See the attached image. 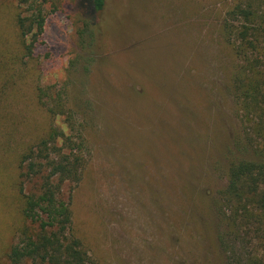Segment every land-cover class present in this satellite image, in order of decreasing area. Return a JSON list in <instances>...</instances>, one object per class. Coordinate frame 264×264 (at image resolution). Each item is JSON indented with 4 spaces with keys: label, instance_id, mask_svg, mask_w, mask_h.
Here are the masks:
<instances>
[{
    "label": "rangeland",
    "instance_id": "rangeland-1",
    "mask_svg": "<svg viewBox=\"0 0 264 264\" xmlns=\"http://www.w3.org/2000/svg\"><path fill=\"white\" fill-rule=\"evenodd\" d=\"M54 3L29 57L17 0H0V264H12L24 223L20 154L52 126L71 132L40 103L39 87L62 93L82 123L88 158L65 195L99 264H224L226 169L255 154L238 143V58L222 31L230 1L107 0L95 24L76 1Z\"/></svg>",
    "mask_w": 264,
    "mask_h": 264
},
{
    "label": "trees",
    "instance_id": "trees-1",
    "mask_svg": "<svg viewBox=\"0 0 264 264\" xmlns=\"http://www.w3.org/2000/svg\"><path fill=\"white\" fill-rule=\"evenodd\" d=\"M49 1L17 0L14 22L24 56L31 57L42 38ZM73 1L95 24L107 0ZM229 1L222 31L238 58L230 78L244 122L238 143L255 154L232 159L226 169L227 185L219 200L226 225L219 242L224 264H264V0ZM53 99L55 104L50 102ZM39 101L51 114L65 115L71 132L67 135L52 126L19 156L17 183L24 223L18 228L9 259L12 264H99L76 233L71 194L65 195L67 184L72 189L81 182L88 158L82 123L67 108L62 93L49 95L39 87ZM31 181L35 187L28 189ZM253 244L260 246L263 259Z\"/></svg>",
    "mask_w": 264,
    "mask_h": 264
}]
</instances>
